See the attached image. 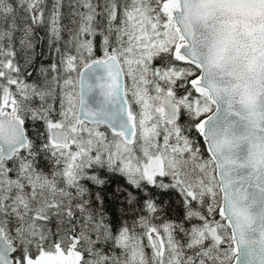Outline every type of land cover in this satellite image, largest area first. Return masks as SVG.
I'll use <instances>...</instances> for the list:
<instances>
[{
  "label": "snow or ice",
  "instance_id": "1",
  "mask_svg": "<svg viewBox=\"0 0 264 264\" xmlns=\"http://www.w3.org/2000/svg\"><path fill=\"white\" fill-rule=\"evenodd\" d=\"M0 264H264V0H0Z\"/></svg>",
  "mask_w": 264,
  "mask_h": 264
}]
</instances>
